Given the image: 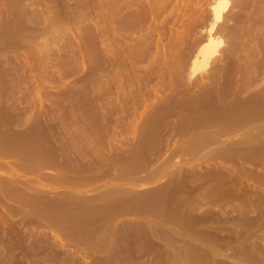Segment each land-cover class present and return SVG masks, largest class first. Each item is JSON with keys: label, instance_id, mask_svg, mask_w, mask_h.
<instances>
[{"label": "rangeland", "instance_id": "1", "mask_svg": "<svg viewBox=\"0 0 264 264\" xmlns=\"http://www.w3.org/2000/svg\"><path fill=\"white\" fill-rule=\"evenodd\" d=\"M217 1L0 0V264H264V0Z\"/></svg>", "mask_w": 264, "mask_h": 264}, {"label": "bare ground", "instance_id": "2", "mask_svg": "<svg viewBox=\"0 0 264 264\" xmlns=\"http://www.w3.org/2000/svg\"><path fill=\"white\" fill-rule=\"evenodd\" d=\"M219 1V2H218ZM218 5H216L215 7V17L216 19H220L221 18V11L223 9L226 8V0H218ZM211 30V29H210ZM210 35V34H209ZM213 37V36H212ZM210 37L207 41V43L202 47L201 49V55H202V58L200 59V57H196V60L194 61L195 62V67H200L202 64L205 63V61L207 60L208 56L213 54L214 52L217 51V47L219 46V41L216 40V38H212Z\"/></svg>", "mask_w": 264, "mask_h": 264}]
</instances>
